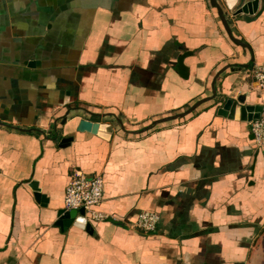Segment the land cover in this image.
Returning a JSON list of instances; mask_svg holds the SVG:
<instances>
[{
	"label": "crops",
	"instance_id": "0c3cea01",
	"mask_svg": "<svg viewBox=\"0 0 264 264\" xmlns=\"http://www.w3.org/2000/svg\"><path fill=\"white\" fill-rule=\"evenodd\" d=\"M220 1L250 49L210 0H0V264H264V146L218 113L262 105L264 0L252 21ZM76 171L116 220L56 224Z\"/></svg>",
	"mask_w": 264,
	"mask_h": 264
},
{
	"label": "water",
	"instance_id": "95a60500",
	"mask_svg": "<svg viewBox=\"0 0 264 264\" xmlns=\"http://www.w3.org/2000/svg\"><path fill=\"white\" fill-rule=\"evenodd\" d=\"M226 3V7L229 11L233 12V17H236L238 15H243L246 21H252L258 18L262 14V10L258 11L259 6V0H224ZM211 5L216 8L218 16L223 24V27L228 35V37L237 45L242 46L243 48L250 49V46L241 40L240 38L236 37L233 33V30L231 28V20L229 18L228 11L225 10L222 2L220 0H210ZM254 16H250L253 15ZM241 65L242 64H237ZM247 66V65H246ZM221 73V72H220ZM219 73V74H220ZM218 74V75H219ZM217 96V90L215 86L213 87V95L208 96L206 98H203L193 105H191L188 109L184 110L183 112H180L178 114H174L171 116H166L163 118H159L158 120H154L151 124L147 125L144 128V131L152 129L154 126H156L159 123L167 122L173 119L185 117L188 114L194 112L202 103L209 101ZM243 98L238 99H227L223 102V104L219 107L218 113L224 116H227L229 118H237L242 119L245 121H252L254 119H258L260 117V114L262 112V105L261 104H253V105H245L243 104ZM121 123V120L118 119ZM112 124H106L101 123L94 120L89 119H83L80 121V128L83 130H94V132L97 129L107 130L111 129ZM104 136V135H103ZM106 136V135H105ZM79 213V216H78ZM59 218L56 222V224L62 228H68L73 223L78 222H86V217L83 209H71L66 210L62 209L58 212ZM87 223V222H86Z\"/></svg>",
	"mask_w": 264,
	"mask_h": 264
},
{
	"label": "built area",
	"instance_id": "2783aa9c",
	"mask_svg": "<svg viewBox=\"0 0 264 264\" xmlns=\"http://www.w3.org/2000/svg\"><path fill=\"white\" fill-rule=\"evenodd\" d=\"M252 75L257 83L262 100V112L258 119L251 121V132L258 146H264V63L256 64L252 68ZM104 199V180L101 175H87L82 171H76L66 188V210L83 209L88 218L95 221H103L115 217L97 209ZM160 216L157 213L143 211L139 214L135 227L152 232L157 229Z\"/></svg>",
	"mask_w": 264,
	"mask_h": 264
}]
</instances>
